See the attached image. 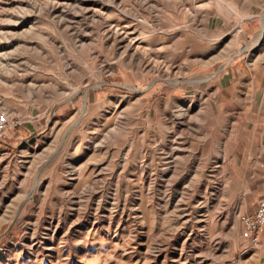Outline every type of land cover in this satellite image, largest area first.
Segmentation results:
<instances>
[{
	"label": "rangeland",
	"instance_id": "374dc122",
	"mask_svg": "<svg viewBox=\"0 0 264 264\" xmlns=\"http://www.w3.org/2000/svg\"><path fill=\"white\" fill-rule=\"evenodd\" d=\"M0 110V264H264V0H0Z\"/></svg>",
	"mask_w": 264,
	"mask_h": 264
},
{
	"label": "built area",
	"instance_id": "2783aa9c",
	"mask_svg": "<svg viewBox=\"0 0 264 264\" xmlns=\"http://www.w3.org/2000/svg\"><path fill=\"white\" fill-rule=\"evenodd\" d=\"M14 124L9 121L8 114L0 110V140L8 134V128ZM242 224L241 237L257 242L258 235L264 229V198L256 203L255 209L245 216L240 217Z\"/></svg>",
	"mask_w": 264,
	"mask_h": 264
},
{
	"label": "crops",
	"instance_id": "0c3cea01",
	"mask_svg": "<svg viewBox=\"0 0 264 264\" xmlns=\"http://www.w3.org/2000/svg\"><path fill=\"white\" fill-rule=\"evenodd\" d=\"M247 18H251V16H249V17H247ZM245 19V18H244ZM242 21V20H241ZM258 238V237H257ZM261 243V244H263L264 243V238L263 239H258V242L257 243Z\"/></svg>",
	"mask_w": 264,
	"mask_h": 264
},
{
	"label": "bare ground",
	"instance_id": "6f19581e",
	"mask_svg": "<svg viewBox=\"0 0 264 264\" xmlns=\"http://www.w3.org/2000/svg\"><path fill=\"white\" fill-rule=\"evenodd\" d=\"M7 35V34H6ZM261 36H262V34H261ZM261 38V37H260ZM7 55H8V53H7ZM5 57V56H4Z\"/></svg>",
	"mask_w": 264,
	"mask_h": 264
}]
</instances>
